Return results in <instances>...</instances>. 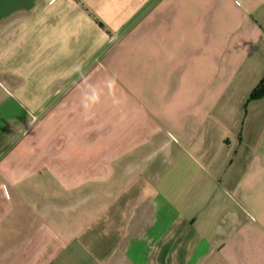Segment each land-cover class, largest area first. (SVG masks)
I'll use <instances>...</instances> for the list:
<instances>
[{"label": "crops", "instance_id": "crops-1", "mask_svg": "<svg viewBox=\"0 0 264 264\" xmlns=\"http://www.w3.org/2000/svg\"><path fill=\"white\" fill-rule=\"evenodd\" d=\"M263 81L264 0H0V264H264Z\"/></svg>", "mask_w": 264, "mask_h": 264}, {"label": "trees", "instance_id": "trees-1", "mask_svg": "<svg viewBox=\"0 0 264 264\" xmlns=\"http://www.w3.org/2000/svg\"><path fill=\"white\" fill-rule=\"evenodd\" d=\"M264 96V81L260 84L258 89L252 95V99H258Z\"/></svg>", "mask_w": 264, "mask_h": 264}, {"label": "clouds", "instance_id": "clouds-1", "mask_svg": "<svg viewBox=\"0 0 264 264\" xmlns=\"http://www.w3.org/2000/svg\"><path fill=\"white\" fill-rule=\"evenodd\" d=\"M96 97L95 94H93L91 97L86 96L85 100H92L93 102L95 101ZM87 107V104L85 105Z\"/></svg>", "mask_w": 264, "mask_h": 264}]
</instances>
